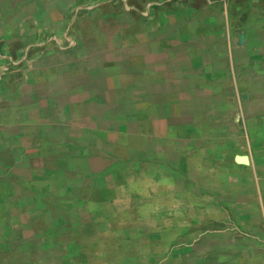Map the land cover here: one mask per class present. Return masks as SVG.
I'll use <instances>...</instances> for the list:
<instances>
[{
	"label": "rangeland",
	"instance_id": "obj_1",
	"mask_svg": "<svg viewBox=\"0 0 264 264\" xmlns=\"http://www.w3.org/2000/svg\"><path fill=\"white\" fill-rule=\"evenodd\" d=\"M160 2L223 16L245 140L174 142L199 133L93 54L141 0H0V264H264V0Z\"/></svg>",
	"mask_w": 264,
	"mask_h": 264
},
{
	"label": "crops",
	"instance_id": "obj_2",
	"mask_svg": "<svg viewBox=\"0 0 264 264\" xmlns=\"http://www.w3.org/2000/svg\"><path fill=\"white\" fill-rule=\"evenodd\" d=\"M141 1L147 8L149 21L141 26L127 23L124 30L131 33L127 34L125 44L115 39L114 43L109 42L110 49H95L93 54L116 63L118 69L126 68L132 85L136 79L143 111L157 107L158 120L172 119L181 123L179 128H195L199 133L173 136L174 142L188 144L196 142L202 134H208L209 138L213 134L222 135L221 147L216 148L226 154L218 157L230 158L229 151L235 147L229 144L233 145L238 137L245 140L240 106L234 100L240 93L239 81L245 82L246 76L238 73L234 77L223 16L217 24L206 21L199 28L194 22L203 21L199 16L205 15L206 20L210 16L209 20H213V15H217L209 6L197 7L196 2H189L186 7H179L183 4L175 7L160 0ZM221 60H225L224 65ZM167 109L173 114H164ZM224 129H228L227 134L220 133ZM237 151H233V158L238 157Z\"/></svg>",
	"mask_w": 264,
	"mask_h": 264
},
{
	"label": "water",
	"instance_id": "obj_3",
	"mask_svg": "<svg viewBox=\"0 0 264 264\" xmlns=\"http://www.w3.org/2000/svg\"><path fill=\"white\" fill-rule=\"evenodd\" d=\"M237 160L245 161V160H246V157H243V156L241 157V156H240L239 158H237Z\"/></svg>",
	"mask_w": 264,
	"mask_h": 264
}]
</instances>
